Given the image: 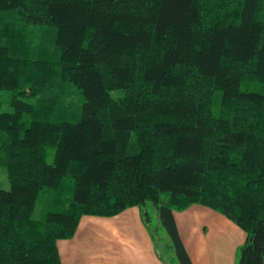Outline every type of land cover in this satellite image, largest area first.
Masks as SVG:
<instances>
[{
  "label": "trees",
  "instance_id": "obj_1",
  "mask_svg": "<svg viewBox=\"0 0 264 264\" xmlns=\"http://www.w3.org/2000/svg\"><path fill=\"white\" fill-rule=\"evenodd\" d=\"M0 165V264H61L81 215L148 204L168 260L192 264L172 211L200 204L263 264L264 0H0Z\"/></svg>",
  "mask_w": 264,
  "mask_h": 264
},
{
  "label": "crops",
  "instance_id": "obj_2",
  "mask_svg": "<svg viewBox=\"0 0 264 264\" xmlns=\"http://www.w3.org/2000/svg\"><path fill=\"white\" fill-rule=\"evenodd\" d=\"M172 213L192 264H236L246 234L232 220L200 204ZM56 247L61 264H167L137 205L111 216L81 215L73 236Z\"/></svg>",
  "mask_w": 264,
  "mask_h": 264
},
{
  "label": "rangeland",
  "instance_id": "obj_3",
  "mask_svg": "<svg viewBox=\"0 0 264 264\" xmlns=\"http://www.w3.org/2000/svg\"><path fill=\"white\" fill-rule=\"evenodd\" d=\"M8 107H9L8 101L4 100L1 106V109H5ZM52 156H53V148H49V152L46 157L48 162L52 161ZM9 186H10V182L6 175L5 167L0 165V187L3 189H8ZM72 190H73V181L70 178H66L64 186H62L61 188V191L65 195H70ZM52 200L53 199H52L51 190L41 191L36 199L32 216L34 218H42L45 212L48 210H60L59 208L61 207L58 206V204H56L55 202H54L55 204H53ZM145 208L149 213V220L147 223H148L149 228L153 230V234L156 239L155 244L157 243L156 246H157L158 252L161 254L163 259L167 261L168 264H177V262L176 261L174 262V260L173 261L168 260L169 255H171L172 252L167 250L165 247L168 241L166 234L161 229L159 230L158 228L156 229V226L159 227V225H158V221L156 218L155 209L150 204H148Z\"/></svg>",
  "mask_w": 264,
  "mask_h": 264
}]
</instances>
